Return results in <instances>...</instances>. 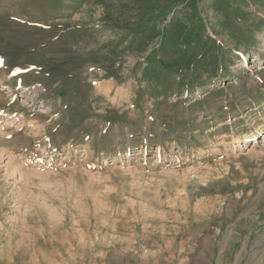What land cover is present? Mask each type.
Segmentation results:
<instances>
[{
    "label": "rangeland",
    "instance_id": "1",
    "mask_svg": "<svg viewBox=\"0 0 264 264\" xmlns=\"http://www.w3.org/2000/svg\"><path fill=\"white\" fill-rule=\"evenodd\" d=\"M0 264H264V0H0Z\"/></svg>",
    "mask_w": 264,
    "mask_h": 264
},
{
    "label": "bare ground",
    "instance_id": "2",
    "mask_svg": "<svg viewBox=\"0 0 264 264\" xmlns=\"http://www.w3.org/2000/svg\"><path fill=\"white\" fill-rule=\"evenodd\" d=\"M202 211V210H201ZM201 216V215H200Z\"/></svg>",
    "mask_w": 264,
    "mask_h": 264
}]
</instances>
